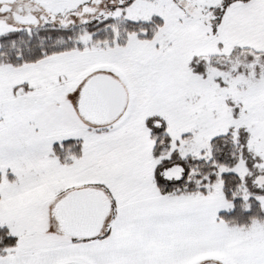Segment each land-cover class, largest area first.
<instances>
[{"label":"snow or ice","instance_id":"obj_1","mask_svg":"<svg viewBox=\"0 0 264 264\" xmlns=\"http://www.w3.org/2000/svg\"><path fill=\"white\" fill-rule=\"evenodd\" d=\"M0 264H264V0H0Z\"/></svg>","mask_w":264,"mask_h":264}]
</instances>
